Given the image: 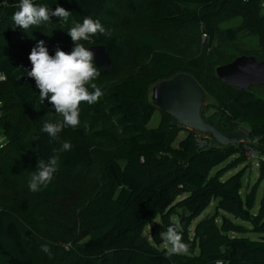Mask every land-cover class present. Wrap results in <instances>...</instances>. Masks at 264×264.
Instances as JSON below:
<instances>
[{
    "label": "trees",
    "instance_id": "obj_1",
    "mask_svg": "<svg viewBox=\"0 0 264 264\" xmlns=\"http://www.w3.org/2000/svg\"><path fill=\"white\" fill-rule=\"evenodd\" d=\"M19 3L0 0V81L10 87L0 89V192L14 196L0 203V264H264V206L253 212L255 195L241 194L246 141L220 143L208 132L174 124L147 95L148 86L188 73L215 99L214 111L202 112L206 120L226 130L243 122L252 140L264 145V97L217 72L238 53L264 59V43L244 47L240 29L220 31L216 21L223 6L246 8L256 14L245 30L264 36L262 0H34L72 14L67 23L52 17L28 30L12 19ZM85 17L99 19L106 33L81 43L106 44L112 62L108 68L95 64L100 75L93 82L103 95L94 104L81 103L79 126L53 138L41 127L46 119L63 118L47 98L39 104L40 90L27 76L29 55L39 41L50 55L57 48L71 52L68 30ZM199 27L207 32L206 46ZM161 30H174V37ZM124 43L135 57V68L126 66L125 75ZM15 105L32 130L11 116ZM157 109L159 122L150 126ZM65 142L70 151L62 149ZM49 157L58 160L56 172L70 179L17 193L14 176H33L39 160ZM89 177H97L93 188L83 185ZM213 201L214 211L193 225ZM157 217L165 229L179 225L188 253L166 255Z\"/></svg>",
    "mask_w": 264,
    "mask_h": 264
},
{
    "label": "clouds",
    "instance_id": "obj_2",
    "mask_svg": "<svg viewBox=\"0 0 264 264\" xmlns=\"http://www.w3.org/2000/svg\"><path fill=\"white\" fill-rule=\"evenodd\" d=\"M71 14L61 6L50 9L46 5L34 3V0H20L18 10L12 19L16 26L28 30L32 26L49 22L52 17H58L67 23ZM97 33L101 35L106 33L100 20L85 17L82 23H75L68 30V35L73 41L71 52L57 48L55 55H50L44 41H39L30 52L31 70L27 71V76L34 78L36 86L40 90L39 104H43L47 98L55 112L63 118L62 121L56 122L47 119L44 121L41 131L53 138L65 127L76 128L79 126L82 102L94 104L103 95L101 87L93 82L100 75L94 64L95 54L81 43ZM3 79L4 76H0V80ZM89 88L93 91H90ZM71 148L70 142H65L62 145V149L65 151H70ZM36 170L29 183V189L32 192H38L42 187L51 183L58 170L57 158L49 157L47 162L40 159ZM178 228L179 225H169L166 230L160 233L168 257L186 254L189 251L190 245L183 241ZM42 250L48 252L49 248L47 245H42ZM215 264H225V261L217 259Z\"/></svg>",
    "mask_w": 264,
    "mask_h": 264
},
{
    "label": "rangeland",
    "instance_id": "obj_3",
    "mask_svg": "<svg viewBox=\"0 0 264 264\" xmlns=\"http://www.w3.org/2000/svg\"><path fill=\"white\" fill-rule=\"evenodd\" d=\"M192 8H196V4H191ZM256 12L248 10L246 8H234L230 6H223L220 12L216 14V21L220 28V31H223L226 27H234L240 29L241 34V44H243L244 47H259L262 43H264V36L263 35H250L247 30H245V25L247 22L254 17ZM196 30L194 31L193 36L196 34ZM199 32H201L202 40H203V46L207 45V39L208 35H204L203 28L199 27ZM161 35H165L168 37H174V30H161L159 31ZM124 46H126L127 54L125 58V64L121 68V74L125 75L127 74V67L126 66H133L135 68V57L132 53L131 46H127V44L124 43ZM244 54L238 53L237 57H240ZM235 57V58H237ZM223 79V78H222ZM224 80V79H223ZM227 83L237 86V87H245L252 91L255 94H258L260 96L264 97V82L260 81H252L248 83H241L237 84L235 82H232L229 78L225 80ZM0 89H8L10 90V87L8 84H6L3 81H0ZM155 89L156 84H152L148 86L147 89V95L148 98L155 102ZM197 90L201 94L202 98V112L204 111L206 114H210L214 111V107L211 106L212 103H215V99L207 93L202 87L197 85ZM11 116L16 119L19 123L23 124L28 130H32V124L24 111L21 109L19 105H15L11 109ZM160 119V111L157 109L149 122L150 126L156 125L159 122ZM236 128H243L248 131V127L243 123L240 122L235 126ZM204 133L203 131H200ZM5 135L3 133L2 128L0 127V144L4 142ZM244 150L247 155V160L245 164L248 166L246 173L243 176V187L241 189V194L243 198H246L248 194H254L255 195V203L253 207V212L257 213L262 206H264V145L257 141L256 139H253L251 142L246 141L244 144ZM244 165V164H242ZM32 176L31 173L24 174V175H15V181L17 182L16 189L17 193L24 191L29 187V179L28 177ZM64 179H70L65 173H58L55 172L53 180L55 182H60ZM52 180V181H53ZM97 184V177H89L86 182L83 183V185L87 188H93ZM13 194H11L9 191H1L0 192V203H10L13 200ZM216 202L213 201L211 204H209L205 210L198 215L194 221L193 225L204 217L207 213L214 211ZM155 222L160 227L161 231L166 230L164 225L162 224L160 217H157L155 219ZM154 224V221L149 223L147 227L145 228V233L150 236V228ZM248 224V223H247ZM250 226V225H249ZM252 236H256V233L250 232L249 233Z\"/></svg>",
    "mask_w": 264,
    "mask_h": 264
},
{
    "label": "water",
    "instance_id": "obj_4",
    "mask_svg": "<svg viewBox=\"0 0 264 264\" xmlns=\"http://www.w3.org/2000/svg\"><path fill=\"white\" fill-rule=\"evenodd\" d=\"M88 48L95 54L94 64L103 68L110 67L112 59L106 44L95 43ZM217 72L224 80L229 78L237 84L252 81L264 82V59L244 54L219 66ZM155 84V104L170 113L174 124L208 132L220 143L252 140L249 132L243 128L226 130L211 124L203 117L202 98L197 90L198 84L190 74L181 72Z\"/></svg>",
    "mask_w": 264,
    "mask_h": 264
},
{
    "label": "built area",
    "instance_id": "obj_5",
    "mask_svg": "<svg viewBox=\"0 0 264 264\" xmlns=\"http://www.w3.org/2000/svg\"><path fill=\"white\" fill-rule=\"evenodd\" d=\"M262 3L264 5V0H262ZM204 35H207V32L204 31ZM0 76H4L5 78V75H0ZM3 108H4V100L3 99H0V117L2 116V113H3ZM3 143V142H2ZM1 143V144H2Z\"/></svg>",
    "mask_w": 264,
    "mask_h": 264
}]
</instances>
